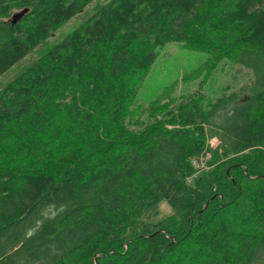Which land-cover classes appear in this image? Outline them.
<instances>
[{
  "label": "trees",
  "instance_id": "obj_1",
  "mask_svg": "<svg viewBox=\"0 0 264 264\" xmlns=\"http://www.w3.org/2000/svg\"><path fill=\"white\" fill-rule=\"evenodd\" d=\"M91 1L0 0V76ZM167 43L250 81L130 129ZM6 145L0 264H264V0L105 1L0 87ZM159 200L179 226L127 236Z\"/></svg>",
  "mask_w": 264,
  "mask_h": 264
},
{
  "label": "rangeland",
  "instance_id": "obj_2",
  "mask_svg": "<svg viewBox=\"0 0 264 264\" xmlns=\"http://www.w3.org/2000/svg\"><path fill=\"white\" fill-rule=\"evenodd\" d=\"M105 1L107 0H92L79 13L59 26L23 59L0 76V87L80 25ZM250 78L248 70L237 65H230L214 54L202 53L179 43H167L157 51L149 71L139 82L130 105V113L125 117L126 124L133 130L143 127L153 118L161 115L162 106L186 93H196L202 97L203 102L210 104L222 92L236 90L248 83ZM209 143L211 147H214L217 142L211 139ZM13 160L15 156H13L12 146L0 147V163L8 164ZM196 166L198 169L204 168L201 164ZM176 216V212L165 200H159L146 209L139 224L130 229L127 236L140 232L148 222L155 223L167 217L173 218L161 221L163 224L156 223L154 228H159L162 233L166 231L163 229L165 226L168 230H174L179 226Z\"/></svg>",
  "mask_w": 264,
  "mask_h": 264
},
{
  "label": "water",
  "instance_id": "obj_3",
  "mask_svg": "<svg viewBox=\"0 0 264 264\" xmlns=\"http://www.w3.org/2000/svg\"><path fill=\"white\" fill-rule=\"evenodd\" d=\"M14 18V17H13Z\"/></svg>",
  "mask_w": 264,
  "mask_h": 264
}]
</instances>
